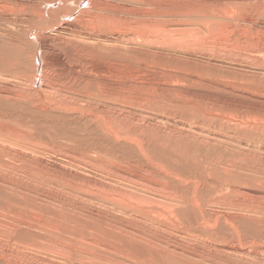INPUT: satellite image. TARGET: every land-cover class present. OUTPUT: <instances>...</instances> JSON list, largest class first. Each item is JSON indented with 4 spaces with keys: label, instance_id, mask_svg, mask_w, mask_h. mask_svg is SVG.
Instances as JSON below:
<instances>
[{
    "label": "bare ground",
    "instance_id": "6f19581e",
    "mask_svg": "<svg viewBox=\"0 0 264 264\" xmlns=\"http://www.w3.org/2000/svg\"><path fill=\"white\" fill-rule=\"evenodd\" d=\"M0 264H264V0H0Z\"/></svg>",
    "mask_w": 264,
    "mask_h": 264
}]
</instances>
